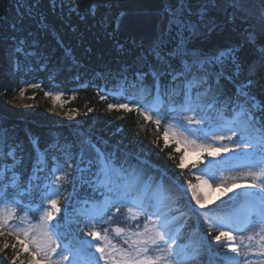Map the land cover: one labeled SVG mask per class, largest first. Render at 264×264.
I'll return each instance as SVG.
<instances>
[{
    "label": "snow or ice",
    "instance_id": "snow-or-ice-1",
    "mask_svg": "<svg viewBox=\"0 0 264 264\" xmlns=\"http://www.w3.org/2000/svg\"><path fill=\"white\" fill-rule=\"evenodd\" d=\"M249 2L250 0H163L161 12L166 25L146 51L142 44L136 45L141 52L133 56L131 63H125L117 71L119 91L110 93L119 97L130 88L133 91L127 100H134L136 104L130 106L128 102H119L108 105L110 110H135L145 121H152L157 131L162 121L167 120L169 123L163 133L165 146L171 136L178 145L184 146L185 153H195L198 156L207 154L210 159L196 176L198 183L188 184L195 204L201 209L208 203V193L204 189H212L210 180L216 182V190L225 194L236 189L245 190L221 205V209H234L241 202L247 205L249 212L242 221L231 211L223 216H205L209 233H218L214 236L215 243L222 244L227 253L234 254H219L224 257L226 264H254L248 259L249 255L262 258L255 264H264V99L257 92L260 89L264 93V85L257 78V70L264 68V0H259L260 8L256 15L247 7ZM36 7L38 3L28 7L29 18H35L33 9ZM69 7L70 11L80 14L76 0ZM98 7L95 3L89 6L88 11L92 16H95ZM214 10L225 19L217 21L215 16L210 15ZM23 15L21 13L20 20L12 23V31L18 30V24L23 27ZM120 15L122 17L124 14ZM237 20L245 25L241 43L220 48L214 54L189 47L197 37L207 38L226 25L235 27ZM119 24L120 19L117 18V29ZM37 26L42 29L46 27L42 17ZM36 43L19 39L14 51L19 57L34 56ZM117 46L121 50L124 48L119 43ZM245 47H250L255 57L247 65L240 55ZM129 55H132L131 50ZM14 68L20 70L19 58L14 60ZM28 86L40 87L35 82ZM20 94H24L23 88ZM45 95L52 93L49 91ZM61 96L62 93H58L55 99L60 101ZM100 98L103 100L107 96L102 95ZM210 112L213 114L209 115ZM236 136L239 139L233 140ZM29 140L35 156L29 157L31 170L25 176L22 171L24 157L17 155L18 150L23 151L21 144L9 143L7 136L0 135V235L14 237L16 244L11 247L15 250L19 245L21 250L15 252L12 264H16L21 252L31 257L28 264H99L101 260L104 264H173V260L177 258H180V264H189L186 245L177 243L186 226V221H181L184 214L175 206L177 202L164 186L163 180L155 187L151 183V177L141 183V173L129 172L124 168L123 162L118 165L115 154L104 151L90 136L83 133L74 142L61 144L57 140L46 145L43 150L38 138L30 135ZM226 140L229 141L228 145L223 143ZM230 152H238L249 161L236 165L246 169L242 175H221L222 171L233 170V157L218 159L222 154ZM70 167L73 169L72 173L68 171ZM178 167H185L183 156ZM77 171L81 174L91 173L94 179L82 180V183L88 184L94 192L103 189L102 206H97L93 200L91 209H74L77 217H87L82 226L89 229L87 236L97 243L79 240L76 244H63L66 237L59 230L61 222L50 223L55 219L54 211L60 212L58 198L64 194L61 186L64 183L75 185ZM157 171H161L162 176L167 175L160 168ZM40 173H47L45 179L49 181L43 186L40 203L35 206L27 205L24 214L17 216V210L23 202L17 197L33 196L40 189L41 185L37 183L41 179ZM70 175L72 180H69ZM78 203L88 204L89 200L85 198ZM33 207L40 213L38 224H33L29 218L28 213ZM112 207L117 214L121 207L126 208V219L139 220L143 217L146 221L143 223V231H126L120 226L112 229L115 237L129 245L128 249L117 246L108 235L109 229H103V233L97 230V223L110 220ZM14 219L19 224L10 226V221ZM64 223L79 226L81 221L65 218ZM241 223L246 227H241ZM257 225L259 228L253 235L246 238L239 235V244L236 243L237 235L234 232L239 234L245 230L251 231ZM2 247L7 249L10 245L5 242ZM85 248H94L99 256L92 255L87 260L83 259ZM113 253L121 259L117 260ZM20 264L25 262L21 260Z\"/></svg>",
    "mask_w": 264,
    "mask_h": 264
},
{
    "label": "trees",
    "instance_id": "trees-1",
    "mask_svg": "<svg viewBox=\"0 0 264 264\" xmlns=\"http://www.w3.org/2000/svg\"><path fill=\"white\" fill-rule=\"evenodd\" d=\"M76 2L80 8V14L70 11L69 6L73 5V0H0V110L4 102L10 101L20 94L21 88L24 89L26 96L34 97L28 116L23 120L0 115V135L7 136L9 143L19 142L22 146L23 151L18 150L17 155L24 157L22 164L24 175L27 176L31 170L29 157L35 156L29 140L30 135L39 139L40 148L43 150L46 145L57 140L61 144L74 142L83 133L90 136L92 141L104 151L115 154L117 164L123 162L124 168L127 166L129 172L158 175V172L153 169V165H155L164 169L177 183H192L196 179V175L190 173L192 166L197 164L202 168L205 167L207 154L200 156L198 163H192L183 169L179 168L178 164L182 155L176 151V142L172 141L165 146L163 133L169 123L167 120L162 121L159 131H157L156 125L152 121H145L143 116L135 110L126 112L123 109H109V104L124 102L126 101L124 98H117L118 101L113 97L103 100L100 98L104 95L100 92L103 89L119 91L120 82L116 77L117 71L125 63H131L133 56L141 52L139 47L130 43L128 36L123 32L115 31L117 16L121 11L131 7L162 9L163 0H118L116 4L113 0H76ZM36 3H38V7L33 9L35 18H29L27 9ZM93 3L99 5L95 16H92L88 11L89 6ZM21 13L24 14L23 27L21 28L18 24V30L14 32L11 25L20 20ZM210 15L215 16L217 21L225 19L215 10ZM41 17L46 25L43 29L37 26ZM244 26L237 20L235 27L226 25L222 30L217 29L207 38L197 37L191 41L189 47L199 49L206 54H214L220 48L241 43ZM19 39H26L29 43L36 41L34 49L36 54L28 58L19 57L14 51ZM118 43L124 46L123 50L117 46ZM143 46L146 51L147 47ZM129 50L132 55H129ZM240 55L246 65L255 58L250 47H245ZM17 58L21 64L18 71L14 68V60ZM149 59L151 60V57ZM257 78L264 85V68L257 70ZM33 82L39 83L40 87H29L28 84ZM49 91L62 93L64 101L67 102V108L77 116L75 122L43 125L53 113L50 96L45 95ZM132 91L128 88L124 95H131ZM257 92L260 94V98L264 99V93H261L260 89H257ZM210 99L211 96L208 97V100ZM212 114L209 113V115ZM238 137L234 138L239 139ZM102 138L117 145L121 150H126L134 156L137 155L145 163L138 162L133 156H124L119 150L112 149V146L101 144ZM248 162V160L245 161V163ZM140 164L143 166L134 170ZM68 171L72 173L73 169L70 167ZM39 175L41 179L37 183L41 185L40 189L33 196L22 197L25 202L39 203L43 186L48 181L45 176L48 174L40 173ZM72 179L73 177L70 175L69 180ZM87 179H94V177L89 172L81 174L77 171L75 172V185L64 183L61 186L64 194L58 198L60 212L55 215L52 223L61 222L59 230L66 237L63 240L65 244L70 242L75 244L76 239L84 240L88 237V229L83 228V220L76 216L74 209L89 208L93 200L97 202L104 197L101 195L103 189L94 192L92 187L82 183V180ZM164 180L166 183L168 182L166 178ZM71 191L73 192L69 195ZM18 198L21 199V197ZM68 198H70L69 203L67 202ZM85 198L89 200L88 204L78 203ZM66 205L68 206L66 207ZM25 209L26 207L20 205L17 212L23 215ZM110 213V220L100 221L96 227L102 233L103 229H109L108 235L111 238L115 235L112 229L116 226L126 228L131 224L134 227L137 222L142 225L146 222L143 217L139 220L126 219L128 214L124 207H121L118 214L112 207ZM28 214L32 222L34 219L36 223H39L40 213L38 211H29ZM17 216L20 215L17 214ZM65 218L68 220L79 219L81 224L79 226L75 223L65 224ZM189 222L188 219L187 223L189 224ZM136 231H142V229L139 228ZM193 238L191 230L185 228L179 236V240L183 243L193 240L196 245L200 246V240L197 237ZM113 240L117 246L122 241L120 238H117V241L114 238ZM220 247L223 245L221 244ZM17 251L19 249L14 250L11 245L7 249H0V264H12ZM19 260L20 257L16 263ZM209 261V264H226L221 255L217 256L216 251ZM189 264L202 263L196 259Z\"/></svg>",
    "mask_w": 264,
    "mask_h": 264
},
{
    "label": "rangeland",
    "instance_id": "rangeland-1",
    "mask_svg": "<svg viewBox=\"0 0 264 264\" xmlns=\"http://www.w3.org/2000/svg\"><path fill=\"white\" fill-rule=\"evenodd\" d=\"M113 1H114V3H117L118 0H113ZM252 1L253 0H250L247 7H249L251 9L253 15H256L259 12L260 5L255 3L256 2L255 0H254L255 2H252ZM56 94H58V93L56 92V93H52V95H49L50 101H52V104H53V110H52L53 113L51 115V118L46 120L45 124L43 123L44 125L57 123V122L68 123V122H72L74 118L76 119V115H74V113L71 112L67 108V106H66L67 102L64 101L63 96H61L60 101H57L55 99ZM32 101H33V98H30V97L26 96L25 94H23V95L18 94L16 98L3 103L2 108L0 110V115L3 114V115L10 117V118L14 117L16 119H24L28 115L29 110L32 107V104H33ZM172 141L175 142L174 140H172V138L170 136L168 144L171 143ZM223 143H224V145H228L229 141L226 140ZM176 146H177L176 151L181 153V155L184 157L185 166L192 165V163L200 160V158H201L200 156L204 155V154H201L198 156L195 153H185V149H184V146L182 144L178 145L176 143ZM249 151H250V149H249ZM225 156L233 157L235 160L236 159L237 160H243V157L238 152H236V153L230 152L227 154H222L218 159H220V160L225 159ZM234 163L232 164V168H233L232 171H222L221 175L224 177H232V176L242 175L246 169H244L242 167H235V166H233ZM195 168H197V167H195ZM201 169H194L193 173L198 175ZM141 183H143V181H141ZM196 183H198L197 179H195L191 184H196ZM209 183L212 184V189L205 188L204 191L208 193V197H207L208 203H207L205 208L210 209V210H216L217 208H221V205H224L225 202L228 201L232 196H235L240 191H245L244 189H236L233 192H229V193L225 194L221 191L216 190V182L215 181L210 180ZM188 184L189 183H185L183 186H184V189H187L186 193L189 196V200L191 201L193 206L200 208L199 205L195 204V200L192 198V190L190 188H188ZM153 186H154V184H153ZM167 188L169 189V191L171 192V195L173 196V198L177 202L175 206L179 208L181 213H183L181 211L182 207L178 206L179 202H181V197L184 196L183 191L182 192H176L172 187H167ZM205 208H203V209H205ZM56 213L57 212L54 211L53 214H56ZM173 214L179 215V213H173ZM181 219H182V217H181ZM254 219H259V218L255 217ZM32 223L38 224L35 222H32ZM18 224H19L18 220L14 219V220L10 221V226L11 225H18ZM19 226L24 227L25 225H19ZM140 228L143 231V227H140ZM258 228H259V225H257L256 228H254L253 230H251V231L245 230L243 233H240L239 235H243L246 238L248 235H253L254 231L258 230ZM125 229H126V231H129V230L132 232L136 231V229L131 224L128 225V227H126ZM138 229H139V227H138ZM33 235H35V233H33ZM5 242H7L9 245L16 244L14 237L8 236L6 234L0 235V249L3 248L2 245ZM177 243L181 244V243H179L178 240H177ZM245 243H247L246 239H245ZM237 244H239V236L237 239ZM184 245H186V249H187V247L190 246V251H189L190 260L200 258V250L196 245L194 246L192 242H189V244L184 243ZM120 246L123 249L129 248V245L123 244V243H121ZM253 246L255 247V242H253ZM16 248L19 249V251H21L19 245H17ZM241 248H242V246H241ZM186 253H188L187 250H186ZM113 255L116 256V258L121 259V257L119 255H117L116 253H113ZM30 259H31V257H29L27 255V253L21 252L20 260L16 264H20L21 260H23L25 262V264H28V260H30ZM178 259L180 261V258H178ZM240 259H243V257H240ZM248 259L252 260L255 264L256 261H259L262 258L255 256V255H249ZM173 264H180V263L177 262V259H176V261L174 259Z\"/></svg>",
    "mask_w": 264,
    "mask_h": 264
},
{
    "label": "water",
    "instance_id": "water-1",
    "mask_svg": "<svg viewBox=\"0 0 264 264\" xmlns=\"http://www.w3.org/2000/svg\"><path fill=\"white\" fill-rule=\"evenodd\" d=\"M121 13L124 14L122 17ZM121 13L118 16L119 28L116 30L130 35L134 44H139L143 39L151 44L158 32L166 25L161 9L134 8Z\"/></svg>",
    "mask_w": 264,
    "mask_h": 264
}]
</instances>
